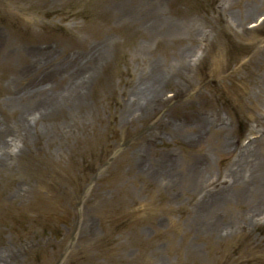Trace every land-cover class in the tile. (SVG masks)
<instances>
[{
    "label": "rangeland",
    "instance_id": "obj_1",
    "mask_svg": "<svg viewBox=\"0 0 264 264\" xmlns=\"http://www.w3.org/2000/svg\"><path fill=\"white\" fill-rule=\"evenodd\" d=\"M0 136V264H264V0H0Z\"/></svg>",
    "mask_w": 264,
    "mask_h": 264
},
{
    "label": "bare ground",
    "instance_id": "obj_2",
    "mask_svg": "<svg viewBox=\"0 0 264 264\" xmlns=\"http://www.w3.org/2000/svg\"><path fill=\"white\" fill-rule=\"evenodd\" d=\"M179 57H182V55H179ZM157 78L152 82L151 85H149L146 89V91L150 92L152 90H154V88H158V86L160 85V83L163 81L162 77H161V74L157 73L156 74ZM165 81V80H164ZM157 85V86H156ZM156 86V87H155ZM162 87V85H161ZM157 91V90H156ZM17 130H20V129H17ZM4 139L0 136V144L2 142V146L0 145V149L3 150V149H7L8 145L10 146V144H7L6 141L4 142L3 141ZM15 140H17L18 142H16V144H14L15 146L19 145V143H25V142H22L21 138H19L17 135L15 136ZM7 145V146H6ZM258 148L255 149L253 152L256 153L258 152ZM248 155H244L243 158H247Z\"/></svg>",
    "mask_w": 264,
    "mask_h": 264
}]
</instances>
